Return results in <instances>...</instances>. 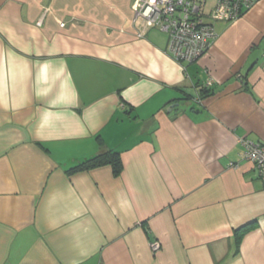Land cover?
<instances>
[{"label": "crops", "instance_id": "crops-1", "mask_svg": "<svg viewBox=\"0 0 264 264\" xmlns=\"http://www.w3.org/2000/svg\"><path fill=\"white\" fill-rule=\"evenodd\" d=\"M134 2L0 0V264H264V0L185 68Z\"/></svg>", "mask_w": 264, "mask_h": 264}, {"label": "built area", "instance_id": "built-area-1", "mask_svg": "<svg viewBox=\"0 0 264 264\" xmlns=\"http://www.w3.org/2000/svg\"><path fill=\"white\" fill-rule=\"evenodd\" d=\"M258 1L216 0L207 11L208 0H135L134 10L144 26L157 27L168 35L167 52L185 68L187 63L196 62L209 51L218 36L217 22L240 18ZM214 83V79H208L206 88H212ZM243 156L264 181V140L244 141ZM160 247L159 241L152 243L153 251Z\"/></svg>", "mask_w": 264, "mask_h": 264}, {"label": "trees", "instance_id": "trees-1", "mask_svg": "<svg viewBox=\"0 0 264 264\" xmlns=\"http://www.w3.org/2000/svg\"><path fill=\"white\" fill-rule=\"evenodd\" d=\"M105 165L112 166L114 174L119 176L124 168L121 152L116 149L103 147L97 153L82 160H77L76 164L71 167L68 172L73 173L82 170H90ZM252 226L253 223L245 224L239 228V233L242 234L248 231Z\"/></svg>", "mask_w": 264, "mask_h": 264}, {"label": "rangeland", "instance_id": "rangeland-1", "mask_svg": "<svg viewBox=\"0 0 264 264\" xmlns=\"http://www.w3.org/2000/svg\"><path fill=\"white\" fill-rule=\"evenodd\" d=\"M215 2H216V0H208L207 11H209L211 9V7L214 6ZM140 22H141V20H140ZM140 22H139V24H140Z\"/></svg>", "mask_w": 264, "mask_h": 264}, {"label": "water", "instance_id": "water-1", "mask_svg": "<svg viewBox=\"0 0 264 264\" xmlns=\"http://www.w3.org/2000/svg\"><path fill=\"white\" fill-rule=\"evenodd\" d=\"M178 105H179L178 102L173 103V104H171L170 106H168L167 110L170 111V110H172V108H174V107H176V106H178Z\"/></svg>", "mask_w": 264, "mask_h": 264}]
</instances>
